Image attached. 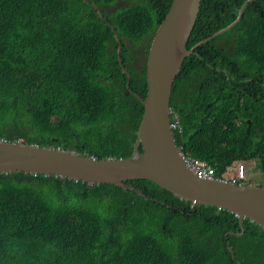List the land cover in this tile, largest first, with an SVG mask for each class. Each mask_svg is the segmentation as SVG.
Instances as JSON below:
<instances>
[{"label":"trees","instance_id":"1","mask_svg":"<svg viewBox=\"0 0 264 264\" xmlns=\"http://www.w3.org/2000/svg\"><path fill=\"white\" fill-rule=\"evenodd\" d=\"M131 1L0 0V140L70 145L99 159L132 154L148 49L173 0ZM245 1L202 0L186 50L230 26ZM170 107L182 127L178 148L217 178L240 165L264 178V0L184 61ZM127 184L157 201L111 185L0 174V264H264L258 223L244 221L241 236L229 212L194 207L147 180Z\"/></svg>","mask_w":264,"mask_h":264},{"label":"water","instance_id":"2","mask_svg":"<svg viewBox=\"0 0 264 264\" xmlns=\"http://www.w3.org/2000/svg\"><path fill=\"white\" fill-rule=\"evenodd\" d=\"M253 1L243 3L230 26L187 51L186 44L194 32L202 0H173L148 50L146 97L142 100L136 96L143 113L129 157L99 159L86 153L51 151L45 147L0 141V174L23 172L67 178L88 185H111L135 192L145 200L157 201L127 184L132 180H147L193 205L235 215L243 229L241 235L245 219L264 227V187H240L198 178L186 165L171 128V96L184 61L200 46L230 32L239 22L243 8ZM100 13L104 16L102 11ZM119 52L118 48L117 54ZM126 85L128 88L129 82ZM228 249L232 254L229 244Z\"/></svg>","mask_w":264,"mask_h":264},{"label":"built area","instance_id":"3","mask_svg":"<svg viewBox=\"0 0 264 264\" xmlns=\"http://www.w3.org/2000/svg\"><path fill=\"white\" fill-rule=\"evenodd\" d=\"M174 122L172 123V131L178 133H182L181 122L179 116L173 113ZM178 132V133H177ZM179 152L182 154L183 159L188 166V168L193 172L200 179L212 181L215 179V172L211 169V167L199 160L190 158L187 153L185 152L184 148H179ZM245 180V169L242 167L240 168V176L239 182ZM237 182H234L236 184Z\"/></svg>","mask_w":264,"mask_h":264},{"label":"clouds","instance_id":"4","mask_svg":"<svg viewBox=\"0 0 264 264\" xmlns=\"http://www.w3.org/2000/svg\"><path fill=\"white\" fill-rule=\"evenodd\" d=\"M104 15V14H103ZM117 37V40H119L118 39V36H116ZM121 42L119 41V45L117 46V49H116V53H117V50H118V48L120 49V52H119V54H117V61H118V63H119V65H120V67H121V69H122V72L125 74V75H127L128 76V78H129V75H128V73H127V71H125V69H124V67H123V65H122V61H121V57H120V54H121ZM150 47V46H149ZM149 50V49H148ZM126 72V73H125ZM127 84V83H126ZM128 88H129V85H128ZM172 115H173V111H172V114H171V118H172ZM171 124H172V122H171ZM173 132V131H172ZM173 134H174V132H173ZM175 138V137H174ZM0 141H2V140H0ZM5 142V141H4ZM7 143V142H6ZM10 144H20V145H24V146H28V145H26L25 143H24V141L22 140V141H19V142H17V143H10ZM34 146H36V145H34ZM37 147H39V146H37ZM178 147V146H177ZM45 148H48L49 150H51V151H65V152H68V153H74V154H80V155H84L86 152H80V151H77L76 149H75V147L74 146H67V148L66 149H64V148H62L61 146H57V147H51V148H49V147H45ZM70 148H73L74 149V151H69L68 149H70ZM179 149V148H178ZM83 153V154H82ZM86 154H88V153H86ZM88 155H90V154H88ZM188 155V154H187ZM91 156V155H90ZM189 156V155H188ZM92 157H94V156H92ZM190 157V156H189ZM191 158V157H190ZM109 159H111V158H109ZM192 159H194V158H192ZM197 160V159H196ZM200 161V160H199ZM202 162V161H201ZM204 163H206V162H204ZM206 164H208V163H206ZM209 165V164H208ZM210 166V165H209ZM211 167V166H210ZM244 168L245 169V180H243V181H240L239 182V176H240V168ZM211 169L214 171V169L211 167ZM232 170V168H230V169H228V172H230ZM215 172V171H214ZM23 173V172H22ZM236 173H237V177H236V179L235 180H233V181H226V180H224V179H219V178H217L216 177V173H215V179L214 180H212V181H219V182H226V183H229V184H231V185H235V186H245L244 185V183L247 181V173H246V167L244 166V165H240L239 167H238V169H236ZM3 174H7V173H3ZM30 175H39V174H30ZM44 176H46V175H44ZM56 177V176H55ZM56 178H60V177H56ZM61 179H67V178H61ZM68 180H72V179H68ZM73 182H82V181H76V180H73ZM234 182H237L236 184H234ZM83 184H87V183H85V182H82ZM88 186H95V185H88ZM97 186H99V185H97ZM185 201V200H184ZM188 202V201H187ZM193 205V204H192ZM194 207H196L197 205H193ZM218 210V209H217ZM219 211V210H218ZM236 217V216H235ZM237 218V217H236ZM238 219V218H237ZM239 220V219H238ZM246 220H248V219H245L244 221H246ZM243 221V222H244ZM248 221H251V220H248ZM252 222V221H251ZM240 223V222H239ZM252 223H256V222H252ZM261 226V225H260ZM242 227V226H241ZM262 227V226H261ZM264 228V227H263ZM242 236V235H241ZM233 254V253H232ZM231 254V255H232ZM239 264V263H238Z\"/></svg>","mask_w":264,"mask_h":264},{"label":"rangeland","instance_id":"5","mask_svg":"<svg viewBox=\"0 0 264 264\" xmlns=\"http://www.w3.org/2000/svg\"><path fill=\"white\" fill-rule=\"evenodd\" d=\"M122 3L124 4V7L130 6L133 4L131 0H122ZM108 13L111 14L113 11L116 10L114 6L107 8ZM69 151H74L73 148L68 149ZM236 168H233L230 172H227L223 179L226 181H233L237 177ZM247 181L244 183L245 186H264V178L262 175H258V172L256 171V167L254 165H247Z\"/></svg>","mask_w":264,"mask_h":264}]
</instances>
